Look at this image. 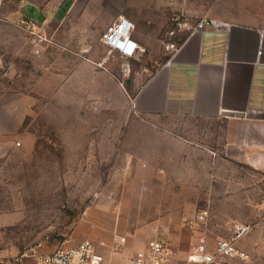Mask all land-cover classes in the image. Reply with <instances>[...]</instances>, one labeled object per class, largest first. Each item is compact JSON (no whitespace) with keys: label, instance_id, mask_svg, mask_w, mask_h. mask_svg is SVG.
Masks as SVG:
<instances>
[{"label":"rangeland","instance_id":"rangeland-1","mask_svg":"<svg viewBox=\"0 0 264 264\" xmlns=\"http://www.w3.org/2000/svg\"><path fill=\"white\" fill-rule=\"evenodd\" d=\"M124 17L141 46L129 75L104 42ZM177 19L264 28V0H0V264H36L79 243L90 218L106 213L109 222L96 225L108 235L166 239L156 208L139 206L149 199L131 189L154 178L147 159L157 136L208 137L211 146L217 130L132 108L167 60Z\"/></svg>","mask_w":264,"mask_h":264},{"label":"crops","instance_id":"crops-1","mask_svg":"<svg viewBox=\"0 0 264 264\" xmlns=\"http://www.w3.org/2000/svg\"><path fill=\"white\" fill-rule=\"evenodd\" d=\"M218 22L219 28L182 34L179 52L169 54L132 100L140 116L195 118L217 127L210 132L211 146L203 143L208 137L157 136L153 158L147 159L154 178L131 189L149 199H141L139 206L159 213L153 221L163 224L164 237L177 253L172 264L186 260L201 236L215 250L220 240L231 238L234 223L252 226L238 241L250 261L225 264H264V28ZM199 209L210 211L208 222L187 229L184 218ZM103 220L109 222L107 213L90 218L80 242L69 248L85 240L104 243L103 264H131L154 240L133 234L118 248L122 236L97 229ZM179 222L183 228L171 225Z\"/></svg>","mask_w":264,"mask_h":264},{"label":"built area","instance_id":"built-area-1","mask_svg":"<svg viewBox=\"0 0 264 264\" xmlns=\"http://www.w3.org/2000/svg\"><path fill=\"white\" fill-rule=\"evenodd\" d=\"M220 22L216 20H201L194 26L177 19L174 29L169 34V41L165 49L171 55L179 52L183 42L177 37L179 32L185 30L190 32L204 31L208 28H219ZM38 37L35 38V42ZM104 42L111 50H117L127 61L123 66V73L129 75L132 67L128 63L140 50V45L133 39V24L122 19L115 25L108 28L104 34ZM210 218L208 209L196 210L192 215L183 220V225L189 230H196L201 225H205ZM252 230L250 224L234 223L231 228V238L222 239L218 242L215 250H210L206 238L201 236L192 246L186 260L178 264H225L229 260H239L245 263L250 261L247 252L238 246V241L244 238ZM126 238L122 237L118 248L124 247ZM3 245V236L0 232V250ZM104 243H97L92 240H85L81 244L71 248H61L47 255L37 256L39 264H103L105 256L100 251ZM177 257L173 246L167 240L154 239L150 241L147 249L139 252L131 261V264H172ZM20 260L19 258L17 259Z\"/></svg>","mask_w":264,"mask_h":264}]
</instances>
